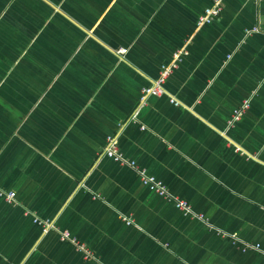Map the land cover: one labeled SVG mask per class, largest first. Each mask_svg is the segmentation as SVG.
Returning <instances> with one entry per match:
<instances>
[{"label":"crops","instance_id":"obj_1","mask_svg":"<svg viewBox=\"0 0 264 264\" xmlns=\"http://www.w3.org/2000/svg\"><path fill=\"white\" fill-rule=\"evenodd\" d=\"M210 5L0 0V191L15 195L0 196V264H264L241 251L264 252V0H222L197 25ZM180 50L164 94L131 121L141 88ZM117 131L123 157L210 226L101 155Z\"/></svg>","mask_w":264,"mask_h":264},{"label":"built area","instance_id":"obj_2","mask_svg":"<svg viewBox=\"0 0 264 264\" xmlns=\"http://www.w3.org/2000/svg\"><path fill=\"white\" fill-rule=\"evenodd\" d=\"M222 10V0H211V5L204 8L203 11L198 15L197 17V25H204V24H209L214 21L215 18L218 17V15L221 13ZM258 30V27H253L252 30L246 31L247 34L250 32H256ZM119 54H124L126 52L125 48H120L117 50ZM183 53V50H180L176 52L173 55V60L170 63L167 64H162L160 66L159 72L157 77L152 80V82L141 88L139 97H138V102L137 105L132 112L130 116V120L133 121L136 119L140 109L145 105L146 99L149 96H160L164 94V88L163 84L167 77L170 75V73L177 68L178 62L180 61V55ZM171 102H174V100L171 98ZM175 105H178L177 102H174ZM249 107V102L248 100H243L242 103L240 104L239 107L233 110L230 118L227 120V126L230 127L234 123L240 120L241 116L245 113V111ZM120 134V131H117V133L107 135L106 136V141H105V146L102 149L101 155L104 157H107L117 163L120 164H126L130 168L134 169L135 172L138 175L139 181L143 186H145L149 191L153 192L157 196L161 197L162 199L171 202L173 206L181 211L184 215L191 216L195 219H198L205 223L207 226H210L207 219L200 213H194L191 210L190 205L186 200L179 199L175 196H172L166 186L164 185L163 182L158 180L156 177L153 175H149L146 173V171L142 168H138L136 163L132 160L125 159L123 155L121 154L119 147H118V136ZM0 196H2L6 202L11 203L14 200V193L11 191L8 192H3L0 191ZM34 222L41 227L43 233L47 232L48 230L53 228L52 222L49 220H40V219H34ZM127 224L129 223L128 221L126 222ZM60 234V239L62 241H68L69 243L73 244V246L80 250L84 251L86 255L89 254L86 249H84L83 244L79 243L74 237H71L67 231H61L59 232ZM220 236L227 238L231 240L232 242H237V235L235 233H224L221 232L219 233ZM241 251H245L247 249L254 250L257 252H261L264 254V252L260 251V245L259 244H246L243 243L241 244Z\"/></svg>","mask_w":264,"mask_h":264}]
</instances>
